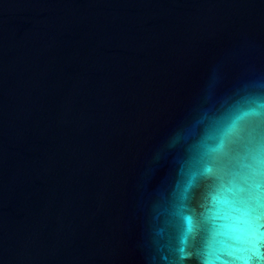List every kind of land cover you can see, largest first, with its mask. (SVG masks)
<instances>
[{"label":"water","instance_id":"1","mask_svg":"<svg viewBox=\"0 0 264 264\" xmlns=\"http://www.w3.org/2000/svg\"><path fill=\"white\" fill-rule=\"evenodd\" d=\"M184 206L260 258L264 0H0V264H179Z\"/></svg>","mask_w":264,"mask_h":264},{"label":"clouds","instance_id":"2","mask_svg":"<svg viewBox=\"0 0 264 264\" xmlns=\"http://www.w3.org/2000/svg\"><path fill=\"white\" fill-rule=\"evenodd\" d=\"M207 174L216 175L212 166L207 165L204 169ZM221 185L223 184V178H220ZM224 188L221 186L218 190L212 194V203L217 206H222L226 203L225 199L221 196V192ZM182 221V235H181V247L177 249L179 264H185V260L192 255H198L201 264H218L220 249H216L213 246L212 241L220 234V230L223 227L220 224L221 217L219 216V207L215 210H208L204 213L196 215L193 211L186 210V206L179 212ZM209 227L210 240L205 244L204 248L193 252L189 249V245L200 234V232L206 227ZM234 230L235 225L230 226ZM259 259H246L241 261L240 264H264V245L260 246V250L256 253Z\"/></svg>","mask_w":264,"mask_h":264}]
</instances>
